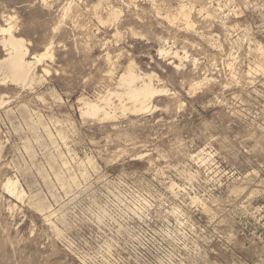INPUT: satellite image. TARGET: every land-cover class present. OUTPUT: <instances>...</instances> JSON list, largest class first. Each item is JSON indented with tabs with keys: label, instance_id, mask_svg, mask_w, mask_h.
I'll list each match as a JSON object with an SVG mask.
<instances>
[{
	"label": "rangeland",
	"instance_id": "374dc122",
	"mask_svg": "<svg viewBox=\"0 0 264 264\" xmlns=\"http://www.w3.org/2000/svg\"><path fill=\"white\" fill-rule=\"evenodd\" d=\"M9 27L0 264H264V0H0V62Z\"/></svg>",
	"mask_w": 264,
	"mask_h": 264
},
{
	"label": "bare ground",
	"instance_id": "6f19581e",
	"mask_svg": "<svg viewBox=\"0 0 264 264\" xmlns=\"http://www.w3.org/2000/svg\"><path fill=\"white\" fill-rule=\"evenodd\" d=\"M116 13H117V11H116ZM14 29H15V27H14ZM12 30H13V27H9L7 29H2L3 34H7L8 35L7 38H3L2 37L3 38L2 44L6 48L8 47L10 49V53L7 56L8 58L5 57L6 59L0 62V73L1 74L5 73V74L9 75L13 82H16V83L17 82H24V84H25V82H27L30 79V74H31L32 64L33 63L27 61L28 49L24 45V40H22L21 38L20 39L16 38L13 35ZM161 51L163 53V50H161ZM159 53H160V51H159ZM177 55H179V54H177ZM35 58H36L35 56L32 57L33 60ZM42 58H43V56H42ZM41 61H42V59H41ZM137 80H138V78L135 76V74L131 73V70H130L129 73H126V74L124 73V75L121 77V83L127 87V89H126L127 90L126 91L127 92V96L131 99V101L133 100L134 102L139 103L138 105H140V106L141 105H146L150 100L152 101V98L157 97L158 95H160L159 94L160 92L156 91L152 87L153 85L151 86V84H144L143 86L138 87L137 84H136ZM100 110H101V108L97 104H87V110L85 108V111H87L88 114H91V115H94V116H96V114ZM104 116H106V115H104ZM17 184H18V182L14 183L12 181H8L6 186L8 187V189L10 191L14 192L15 190H17Z\"/></svg>",
	"mask_w": 264,
	"mask_h": 264
}]
</instances>
